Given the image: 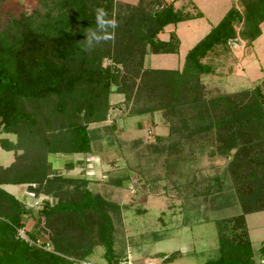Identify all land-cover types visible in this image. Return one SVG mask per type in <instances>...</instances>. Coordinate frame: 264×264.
Returning a JSON list of instances; mask_svg holds the SVG:
<instances>
[{"label": "trees", "instance_id": "16d2710c", "mask_svg": "<svg viewBox=\"0 0 264 264\" xmlns=\"http://www.w3.org/2000/svg\"><path fill=\"white\" fill-rule=\"evenodd\" d=\"M161 1H142L122 13L114 0H37L36 10L10 19L0 29V133L16 138L15 143L0 140V147L5 152L21 151L7 168H0V186L24 184L36 196L56 200L54 204L44 200L38 210L49 231L45 243L51 250L47 251L16 238L22 218L33 212L0 189L4 213L0 217V264H74L69 258L84 261L94 244L86 226V220L92 218L105 264L125 261V257L114 255L112 221L106 212L111 208L119 211L118 206L92 192L91 183L83 177L47 172L48 156L90 153L93 138L87 125L105 120L108 96L113 93L138 107L132 116H150L156 111H169L173 116L177 108L189 107L203 121L202 113L212 111L206 115L209 122L203 129L212 127L217 134L240 214L233 220L214 221L220 233L218 257L204 264H252L244 216L264 211V94L254 87L238 95L206 100L198 78L214 72L202 62L210 52L221 48L225 53L226 43L236 37L248 43L259 37L264 0H239L241 11H226L186 52L179 69H144L143 57L147 55L177 54L178 40L173 32L166 41L157 38L166 26L201 18ZM100 9L106 13L103 27L97 23ZM103 60L109 64L103 66ZM65 168L71 171L74 167L67 163ZM213 181L216 189L198 195L199 203L210 210L228 208L223 188L217 179ZM55 222H63L62 227ZM201 222H207L206 218L192 224ZM226 228L230 235L233 228L238 232L226 239ZM69 229L78 230L75 240L66 234ZM27 234L32 239L41 235L38 226ZM257 253L264 256V242ZM173 257L171 254L164 261Z\"/></svg>", "mask_w": 264, "mask_h": 264}, {"label": "rangeland", "instance_id": "374dc122", "mask_svg": "<svg viewBox=\"0 0 264 264\" xmlns=\"http://www.w3.org/2000/svg\"><path fill=\"white\" fill-rule=\"evenodd\" d=\"M142 1L148 0H114L122 13L139 6ZM161 3L171 4L174 10L189 15L201 13L202 18L177 24L174 28L180 40L178 54L147 55L143 57L144 69L179 68L186 52L220 21L226 11L231 8L241 11L239 0H162ZM37 5V0H0V29L10 19L32 13ZM259 31V37L253 42L236 37L226 43L227 52L219 48L202 60L214 69L212 75L198 78L203 98L234 96L254 87H259L264 94V22L259 25ZM164 35L160 34L158 38ZM108 64L103 60V66ZM108 104L105 120L87 125L93 138L90 153L81 157L48 156L47 172L69 178L83 177L91 183L88 187L92 192L118 206L119 211L111 208L106 212L112 221L114 255L126 256L119 264H204L215 260L220 233H217L214 221L233 220L240 214V208L233 197L235 186L225 169L227 158L220 153L217 134L212 127L203 129L209 122L206 115L212 111L202 113L203 121L197 119L196 111L189 107L177 108L173 116L169 111L132 116L138 107L135 104L133 107L130 101L124 103L123 97L114 93L108 96ZM199 126L202 129L199 130ZM2 139L11 143L16 141L14 136L0 133ZM20 154L19 150L5 152L0 147V168H7ZM74 160H79V165H74ZM67 163L74 167L71 171L65 168ZM214 178L223 188L221 192L226 195L228 208L210 210L199 203L198 195L207 189H216ZM120 180H123L122 184L114 183ZM0 189L21 199L17 196L19 187L16 185ZM29 198L23 201L33 213L22 218V227L29 232L38 226L39 238L48 242L49 231L38 210L44 200L50 204L56 200L41 194ZM3 215L0 210V217ZM204 218L207 222L192 224ZM86 221L94 244L90 254L82 260L105 264L103 247L93 223L96 221L93 218ZM55 223L59 229L62 227L63 222ZM246 228L253 253L252 264H260L257 251L260 241H264V212L248 216ZM227 229L223 232L226 239L238 232L233 228L230 235V229ZM66 234L75 240L78 230L69 229ZM171 254H174L173 259L165 262L164 258ZM69 259L74 264L81 261Z\"/></svg>", "mask_w": 264, "mask_h": 264}, {"label": "crops", "instance_id": "0c3cea01", "mask_svg": "<svg viewBox=\"0 0 264 264\" xmlns=\"http://www.w3.org/2000/svg\"><path fill=\"white\" fill-rule=\"evenodd\" d=\"M199 13V12H198ZM200 15H201V18H202V14L201 13H199ZM201 18H198V19H201ZM193 20H197V19H193ZM193 20H188V21H184V22H190V21H193ZM180 23H183V22H180ZM177 24H179V23H177ZM176 24V25H177ZM176 25H169V26H166L164 29H163V31L160 33V34H165L164 35V37L163 38H158L159 37V35L160 34H158L157 35V38L159 39V40H161V41H166L167 39H168V35H169V33H171V32H173L174 33V35L176 36V38H177V40H178V50H177V54H178V51H179V46H180V40H179V38H178V36H177V34H176V29L174 28ZM169 27H171L170 28V30H168L167 28H169ZM165 36H166V38H165ZM177 54H175V55H177ZM148 56H155V55H148ZM183 60V59H182ZM181 63H182V61H181ZM181 66V65H180ZM180 68V67H179ZM179 68H177V69H179ZM154 70V69H153ZM155 70H167V69H162V68H158V69H155ZM176 70V69H175ZM69 156H72V157H81L82 155H69ZM53 157V156H52ZM77 159H79V158H77ZM75 162H73L74 163V165H79V160H74ZM90 185V184H89ZM8 187V186H11V185H1L0 187ZM14 186V185H13ZM17 187H19V190L17 191V196H19L21 199H16L14 196V198L17 200V201H19L25 208H27L28 206H26V204L24 203V201L23 200H29V199H31V198H29V197H36V195L34 194V196H32L33 194H32V192H30V191H28L26 188V185H16ZM28 191V193L24 190V188ZM24 190V191H23ZM27 194V195H26ZM32 194V195H31ZM9 195H11V194H9ZM12 196V195H11ZM31 208V207H30ZM27 209H29V208H27ZM262 212H264V211H262ZM256 213H259V212H256ZM252 214H254V213H252ZM251 214H248V215H245L244 216V226H245V229H246V233H247V228H246V218L248 217V216H250ZM26 217V216H25ZM32 222V221H31ZM33 224V222L32 223H30V226ZM28 228V227H27ZM29 229V228H28ZM247 238H248V234H247ZM264 240V239H263ZM248 241H249V239H248ZM264 242V241H263ZM249 243H250V241H249ZM260 243H262V241H260ZM128 247L129 246H127L126 247V249H128ZM250 247H251V244H250ZM252 250V249H251ZM259 263L260 264H264V256H260V258H259Z\"/></svg>", "mask_w": 264, "mask_h": 264}, {"label": "built area", "instance_id": "2783aa9c", "mask_svg": "<svg viewBox=\"0 0 264 264\" xmlns=\"http://www.w3.org/2000/svg\"><path fill=\"white\" fill-rule=\"evenodd\" d=\"M15 233H16V238H18L20 241L24 242L25 244L30 245V246H34V247L43 246L44 250H47V251L49 250L47 243H45L46 242L45 240H41V238H39V237H35L33 239L29 238V236L27 234L28 232L23 227L17 228L15 230ZM75 264H93V263H90V262L84 260V261H79Z\"/></svg>", "mask_w": 264, "mask_h": 264}, {"label": "clouds", "instance_id": "9594fccd", "mask_svg": "<svg viewBox=\"0 0 264 264\" xmlns=\"http://www.w3.org/2000/svg\"><path fill=\"white\" fill-rule=\"evenodd\" d=\"M105 15H106V13L102 9L98 10L97 23H98L99 27H103L104 26L105 21H104L103 17ZM109 23L112 25V27L116 26L114 21H111ZM86 38L88 39V36Z\"/></svg>", "mask_w": 264, "mask_h": 264}]
</instances>
